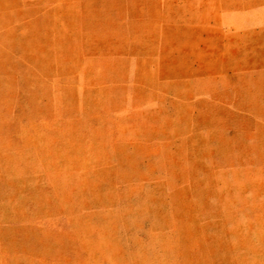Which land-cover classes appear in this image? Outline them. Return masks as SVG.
Listing matches in <instances>:
<instances>
[{"label":"rangeland","instance_id":"1","mask_svg":"<svg viewBox=\"0 0 264 264\" xmlns=\"http://www.w3.org/2000/svg\"><path fill=\"white\" fill-rule=\"evenodd\" d=\"M0 264H264V0H0Z\"/></svg>","mask_w":264,"mask_h":264}]
</instances>
